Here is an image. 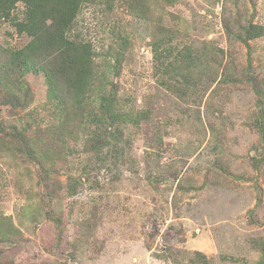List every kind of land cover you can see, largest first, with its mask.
Returning <instances> with one entry per match:
<instances>
[{"label": "rangeland", "instance_id": "1", "mask_svg": "<svg viewBox=\"0 0 264 264\" xmlns=\"http://www.w3.org/2000/svg\"><path fill=\"white\" fill-rule=\"evenodd\" d=\"M249 24L264 27V0L83 4L67 37L91 45L86 111L114 96L111 125L72 101L59 116L43 73L0 77V264H264V91L245 78L264 81V35L247 47ZM28 40L2 23L0 69ZM183 46L188 73L171 63Z\"/></svg>", "mask_w": 264, "mask_h": 264}, {"label": "trees", "instance_id": "2", "mask_svg": "<svg viewBox=\"0 0 264 264\" xmlns=\"http://www.w3.org/2000/svg\"><path fill=\"white\" fill-rule=\"evenodd\" d=\"M88 1L0 0V27L4 21H7L15 27L18 34L25 35L29 39L24 47L11 53L6 59L2 66L4 69H0V77L12 78L19 72L43 73L50 91L49 98L51 97L55 102L57 100L59 116L62 117L65 116L64 110L69 101H72L74 105L73 113L79 117L82 116L90 106L89 94L96 85L95 79L98 72L94 68V53L91 45L81 43L76 38L67 37L72 22L81 11L83 4ZM18 5L24 7L20 13L23 15L22 19H18V11L14 13ZM262 35H264L263 26L249 24L243 32L242 41L248 47V41ZM196 57L189 46H183L176 60L171 63H179L180 66L186 64L183 71L188 73L191 71L190 68L193 69ZM116 61L119 68L120 60ZM179 78L183 83L188 82L185 74H180ZM245 78L252 85L254 93L260 94L261 90L264 91V81L260 82L249 71L246 72ZM61 82L62 86H65L64 91L60 90ZM65 95H67L66 98ZM115 99L114 96L103 97L98 106V115L95 110L86 111L85 120L89 121L90 127L95 118H102L103 122L109 123L108 125L114 123L118 116L114 108ZM259 116L262 122L257 129L260 133L264 129V111H260ZM81 125L83 124L79 122L78 127ZM118 135L120 137V134ZM24 144V142H18V145ZM112 146L110 137H106L103 140V147L112 149ZM98 149L100 152L102 146L96 148ZM259 249L264 255V245H260ZM191 255L190 264H208L206 257L200 252H194Z\"/></svg>", "mask_w": 264, "mask_h": 264}]
</instances>
